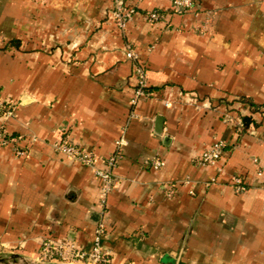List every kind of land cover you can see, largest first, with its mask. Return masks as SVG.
I'll use <instances>...</instances> for the list:
<instances>
[{
	"label": "crops",
	"instance_id": "crops-1",
	"mask_svg": "<svg viewBox=\"0 0 264 264\" xmlns=\"http://www.w3.org/2000/svg\"><path fill=\"white\" fill-rule=\"evenodd\" d=\"M124 1L137 13L123 31L111 0H0V97L17 103L6 130L28 149L0 144V257L38 262L47 239L89 250L102 223L113 264H264V0H198L184 16ZM129 47L148 73L135 106ZM65 136L104 158L126 140L103 214L92 170L53 147ZM216 142L217 166H197Z\"/></svg>",
	"mask_w": 264,
	"mask_h": 264
},
{
	"label": "built area",
	"instance_id": "built-area-1",
	"mask_svg": "<svg viewBox=\"0 0 264 264\" xmlns=\"http://www.w3.org/2000/svg\"><path fill=\"white\" fill-rule=\"evenodd\" d=\"M112 19L120 30H125L127 25L133 20L137 13L136 6L126 4L124 0H111ZM198 0H170L171 13L173 15L184 16L192 11ZM143 18L150 24L158 23L162 14L158 10L147 11L143 13ZM126 59L133 63V79L134 92L131 104L137 105L141 99L148 96V73L146 65L141 62L139 55L133 48H127ZM17 103L13 100L3 99L0 97V144L5 145L9 142L14 143V153L18 157H24L28 154L27 147L20 143L26 141L23 136L11 139L6 130L7 122L15 116ZM61 132H66V128H60ZM32 143L37 141L35 137H30ZM126 145V140L122 136L116 142L117 152L109 158L100 157L93 152L81 149L68 141V137L53 145L54 149L63 154L71 161L80 163L90 168L96 178L100 181L99 190V206L100 212L103 214L107 205L108 196L112 193L115 187L114 170L120 159L121 148ZM225 144L223 142L214 143L208 150L197 156L194 163L199 167H215L219 163ZM257 161V160H255ZM147 166L155 171L161 170L165 166V162L161 158H154L147 162ZM262 169L258 170V176H262ZM214 182V181H213ZM264 187V181H263ZM231 187L235 193H244L247 191V185L244 179L239 175H234L231 178ZM174 195L173 188L166 191V197L172 198ZM104 226L99 223L96 229L94 239L89 250L77 246L73 241L69 240H52L43 241L38 251L37 261L42 264H113L110 252L103 244ZM3 245L0 241V251Z\"/></svg>",
	"mask_w": 264,
	"mask_h": 264
},
{
	"label": "water",
	"instance_id": "water-1",
	"mask_svg": "<svg viewBox=\"0 0 264 264\" xmlns=\"http://www.w3.org/2000/svg\"><path fill=\"white\" fill-rule=\"evenodd\" d=\"M19 260L22 261L24 264H42V263H39V262L29 261L28 259L22 258V257ZM4 262H5V259H2L0 257V263H4Z\"/></svg>",
	"mask_w": 264,
	"mask_h": 264
},
{
	"label": "rangeland",
	"instance_id": "rangeland-1",
	"mask_svg": "<svg viewBox=\"0 0 264 264\" xmlns=\"http://www.w3.org/2000/svg\"><path fill=\"white\" fill-rule=\"evenodd\" d=\"M5 259V262H7V264H24L22 261L18 260L14 262V259H12L10 256H7ZM1 264V263H0Z\"/></svg>",
	"mask_w": 264,
	"mask_h": 264
},
{
	"label": "trees",
	"instance_id": "trees-1",
	"mask_svg": "<svg viewBox=\"0 0 264 264\" xmlns=\"http://www.w3.org/2000/svg\"><path fill=\"white\" fill-rule=\"evenodd\" d=\"M16 43V41H11V42H9L7 45H14ZM148 91H149V88H148ZM247 121V120H246ZM247 185V184H246Z\"/></svg>",
	"mask_w": 264,
	"mask_h": 264
}]
</instances>
